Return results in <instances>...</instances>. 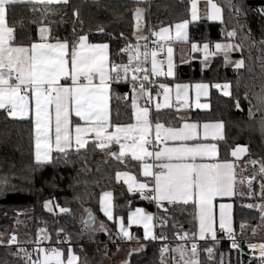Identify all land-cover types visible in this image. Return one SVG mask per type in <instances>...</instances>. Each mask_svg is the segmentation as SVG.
<instances>
[{"label": "snow or ice", "instance_id": "1", "mask_svg": "<svg viewBox=\"0 0 264 264\" xmlns=\"http://www.w3.org/2000/svg\"><path fill=\"white\" fill-rule=\"evenodd\" d=\"M136 4L143 3L144 0H134ZM29 4L33 11L38 6L41 11V19H47L49 14H55V5L67 6L70 0H0V109L6 111L7 116L12 119L30 118L34 131V160L32 169L43 168L48 165L71 164L75 161L72 157L83 162L82 168L78 171L89 172L86 158L89 155H95L96 150L105 153L108 158H114L123 163V157L129 152L136 161H145V158L152 157L155 164L143 163V175L151 177L153 195L147 197L145 190L149 189L148 183L136 184L135 178L127 172H117L116 180L122 177L128 185V191L131 193L139 191L145 199L154 201L158 208L163 202L170 206L182 204L191 206L194 209L193 218L197 225V231L192 233H182L179 239L184 243L177 245L170 250L174 256L179 254L182 264H200L198 259V243L206 241L209 238L212 245L204 249L210 261L213 260V254L216 244L219 243L217 232L223 233L231 241V249L237 250L239 255H243L242 249L235 238L232 224L233 204L221 202L224 198L234 196H247L254 198L257 194L253 192V180L259 175L264 181V162L249 160L248 163L256 165L259 163V172H253L251 179L237 181L234 168L236 165L231 161L215 162L217 157V146L215 143H202L197 132L199 125L197 123H185L182 128H165L163 124H155V136L159 141L161 136L165 142H179L175 146H165L157 148L155 152L148 151L146 145L150 144V132L152 129L151 112L148 106H140L138 100L147 97L146 104H150L152 97L148 92L147 85L151 83V76H173V49L167 48V71H163V62L157 59L158 50L153 47L149 51L147 43L141 45L139 41H147L148 37L138 34L142 27L144 10L136 7L133 12V19L136 21L133 36L137 43L135 45L125 44L119 49L117 55L127 53V63H117L109 58L108 43H90L88 35L76 34V25L73 23V40L70 42L66 37L61 40L55 38V42H49L50 28L48 26H39V42H33L30 37L18 39L15 35V26H9L7 16L10 8L17 4ZM227 6L233 9L237 16L241 13V6L232 3V0H226ZM191 20L184 19L174 25L175 37L170 35L171 28L161 27L159 32H153L154 36L164 40H177L180 42H189L188 26L193 21H198L201 17L197 11V0H191ZM209 11L207 19L209 21H219L223 23L222 9L213 0H207ZM259 13L264 16V9H259ZM76 20H79V11L72 13ZM81 24L83 21H80ZM31 23H37L33 20ZM49 23H55L49 21ZM21 27L23 24L21 22ZM243 28V25H240ZM99 34L111 35L105 32L103 26H97ZM237 35L235 29L226 31V36L234 39ZM250 35V34H249ZM115 39L116 37H112ZM121 39H125L123 33ZM245 36V39H248ZM153 45L157 41H152ZM264 44V40H261ZM215 52L210 53V44L204 43L202 46L196 42H191V51L203 52L204 61L208 60L209 55L222 53L225 65L234 64L235 69L244 67V60L232 61L230 54L234 51H242L243 44L215 43ZM143 49V50H141ZM151 63L150 71L145 65ZM131 76L129 77V74ZM141 74V75H137ZM120 83L131 85V118L134 123L113 124L110 120V99L112 98V87ZM164 90V103L155 105L157 113L161 108H171L169 103L168 85L160 84L158 86ZM187 84L176 85V100L181 104L187 103ZM196 89L197 108H208V104H201L199 98L201 95H207L209 85L197 83ZM217 89L223 90L224 96H230V84L224 83L212 85ZM159 95V93H157ZM126 93L123 97L116 95L115 99H127ZM247 99V95H245ZM31 101V103H30ZM235 106L240 108L239 100H236ZM251 115V109L249 110ZM118 115V114H117ZM114 129V131H110ZM223 123H204L203 136L207 140L209 136L213 141L224 139ZM92 139L90 141L89 135ZM194 141L191 145L187 142ZM119 146V153L112 149V145ZM248 152L246 146H237L232 150L231 155L240 159ZM198 159L200 162H198ZM207 161V162H206ZM155 167V171L153 168ZM247 167V165H245ZM99 170V168L97 169ZM7 179L0 180V184L7 185ZM247 183L249 191L239 193L236 189L237 184ZM6 190V188H5ZM110 192H105L100 201V211L108 220H113V210L110 202L105 198L111 197ZM259 198L264 201V182L260 183ZM76 199H79L77 197ZM43 207L54 212L58 209L59 214L72 215L69 207H61L54 204L51 200L44 202ZM241 207L257 209L260 212V219L264 222V204H246ZM218 210V211H217ZM167 212L168 209L164 208ZM85 217L81 219L83 228L81 236L87 234L91 237L97 231L108 232L105 224L101 222L96 226V218L91 209H84ZM55 214V213H54ZM153 216L145 214L143 209H136L130 212L127 217V224H142L144 228V239H157L153 234L151 222ZM161 226H165L166 221L160 220ZM218 224V229H217ZM118 236L132 239L130 233L125 227L123 218L118 221ZM241 231L246 227L241 224ZM255 233V229H253ZM43 234V235H41ZM110 235V233H109ZM191 236V257L185 259V244L189 242ZM63 237V239H61ZM160 239H166L160 237ZM51 240L45 229H40L37 239L34 242L35 247L29 252L27 249L17 247V251L12 253L14 256L24 260V264H65L62 259L64 252L60 248H45L42 241ZM72 236L65 232L63 228L56 232V243L67 244L66 264H77L78 257L73 254L71 247ZM0 243H3L0 241ZM17 244L15 234L7 241V246ZM250 251H258L261 264H264V244L248 245ZM83 249H81L82 251ZM33 254L36 259L33 260ZM169 254V249L164 246L160 250L161 264H164V257ZM132 253H129V257ZM219 264H224V254L221 253ZM252 257L249 258L251 264ZM128 264V262H125ZM242 264V261H238Z\"/></svg>", "mask_w": 264, "mask_h": 264}, {"label": "trees", "instance_id": "2", "mask_svg": "<svg viewBox=\"0 0 264 264\" xmlns=\"http://www.w3.org/2000/svg\"><path fill=\"white\" fill-rule=\"evenodd\" d=\"M213 1L221 7L224 22L207 19L193 21L189 24V41L213 43L229 40L226 31L235 29L237 35L232 40L243 44L240 56L244 60V67L241 69L226 67L224 59L218 56L208 69H203L199 61L180 65L178 75L170 81L208 82L211 85L227 82L231 86V95L224 96L212 87L208 96L210 103L208 110L169 108L160 110L159 113L154 110V121L157 122L158 118L159 122L173 127L180 126L185 120L200 123L222 122L224 139L216 140L220 159H230L233 148L245 145L248 148L247 160L257 159L264 162V44L260 43L264 40V16L259 13V9H264V0H232L233 4L241 6L239 16L227 6L226 0ZM139 6L146 10V28L151 24L154 30H158L161 27L173 26L184 19L191 20L190 0H144L140 4H136L134 0H70L67 6H53L55 14H49L47 19L43 20L39 6L33 11L29 4H17L10 8L7 23L9 26H15V35L18 39L30 37L33 42L38 41V27L43 25L50 28L51 40L55 38L63 40L66 37L71 42L75 22L77 36L88 35L91 43H108L111 60H114L115 52L126 43L133 44L135 40L133 12ZM74 10L79 11V20L73 17ZM33 20L37 23H31ZM240 25L244 27L241 28ZM97 26H103L105 32L111 35L97 33ZM121 33L125 39L119 38ZM113 36L116 38L113 39ZM245 36L249 38L245 39ZM117 59L123 63L126 61V53H121ZM166 80H169V76L163 81ZM128 90L127 83L112 87L113 124H128L134 120L131 118L130 99H115L117 94L123 97ZM236 100H239V109L235 106ZM111 147L117 152V146ZM33 160L34 131L31 120L12 119L7 116L5 110H0V180L6 178L8 182L6 186L0 184V241L6 229L17 225L19 212L28 210L32 236V239L28 240L35 242L39 230L45 229L51 237V240L47 241H56L57 230L63 228L72 236L71 247L80 257L78 264H84L83 245L86 243H94L96 248L102 250L100 252L112 254L117 246L127 244L130 240L116 243L119 241L116 223L109 221L100 211V196L107 190L113 191L115 216H121L125 225L129 212L141 206L153 213L158 212L160 220L166 221L165 226L162 227L161 224L158 226V230L166 231L173 241H176L177 235L181 232L196 231L194 209L190 205L170 206L165 212L164 207L158 208L154 201L145 199L140 194L130 193L125 186L118 183L116 173L120 171L129 170L136 173L138 178H142L141 161L127 156L122 158L124 162L121 163L96 150L95 155L86 158L90 171L80 172L78 176L83 162L75 156L72 157L74 163L48 165L35 170L31 167ZM77 197L79 199H76ZM47 200L61 207H69L73 214H59L58 209H54V212L47 211L43 207ZM241 205L242 201H238L235 208L236 231H239L241 223L254 224L260 219L258 211ZM84 209H91L96 218V226L99 227L103 222L108 232L97 231L91 237L87 234L81 236L83 228L81 219L86 215ZM131 230L134 238L143 239L140 228L132 227ZM205 245L206 243H200L202 249L200 264H219L221 253L224 254V264H238V261L249 264V258L252 257L239 255L237 250L231 249L228 242L222 241L217 257L210 261L203 248ZM162 247L163 242H148L144 249L129 257L128 264H161ZM243 249L247 251V246L243 245ZM16 251V246L0 243V264H24L23 259L12 255ZM251 264L261 262L257 257H252Z\"/></svg>", "mask_w": 264, "mask_h": 264}, {"label": "crops", "instance_id": "3", "mask_svg": "<svg viewBox=\"0 0 264 264\" xmlns=\"http://www.w3.org/2000/svg\"><path fill=\"white\" fill-rule=\"evenodd\" d=\"M207 1V0H205ZM140 8H142L144 10V18H143V21H142V27H141V30L138 34H142L143 36H146L147 35V28H146V10L143 6H139ZM203 10H207V9H203ZM203 19H207L206 17H202L201 19L199 20H203ZM198 20V21H199ZM208 20V19H207ZM136 23V21H135ZM175 25V24H174ZM171 26L172 28L174 27ZM166 27H169V26H166ZM188 34H189V26H188ZM135 38V37H134ZM174 41V44L171 45V46H168V47H171L173 50V64H174V73H175V76L174 77H171L169 76V80L167 81H161L160 84H165V85H168V87L170 88V86H172L173 84H175V82L173 81H170L171 79H174L176 78V76L178 75V68L180 65H189L190 63H192L193 61H199L202 65V68L203 69H208L213 60L216 58V57H222L223 58V55L222 53H217L216 55H209L208 57V60L204 63H202V61H204V53L203 52H195L193 53L191 51V42H177L173 39ZM36 42H39L36 41ZM49 42H55V40H51L50 39V36H49ZM90 42V41H89ZM232 43H236V44H239L237 41H232ZM91 43V42H90ZM137 43L136 39L134 40L133 44L131 45H135ZM139 43L141 45H143L144 43H146V41H139ZM196 43H199V42H196ZM210 44V49L215 52V48H214V45L216 42H207ZM219 43H228V42H219ZM167 47V48H168ZM143 50V49H141ZM166 53H167V49H166ZM212 53V52H211ZM240 53L241 51H234L230 54V59L232 61H236V60H240V59H243L241 58L240 56ZM127 57H128V54L126 53V61H127ZM109 58L111 60V51H110V45H109ZM224 59V58H223ZM225 64V63H224ZM226 66V65H225ZM226 67H229V68H235L234 64H229L227 65ZM131 76V73L129 74V77ZM183 82H186V81H183ZM159 84V85H160ZM215 84H221V83H215ZM214 84V85H215ZM230 84V83H228ZM158 85V86H159ZM211 88H212V85H211ZM215 88V87H214ZM217 89V88H216ZM221 94H223L219 89H217ZM160 92H164L163 89H160L159 87L157 88V93H160ZM156 93V96H158ZM131 91H130V95H129V99L131 101ZM190 96H192V91H191V88H190ZM155 100H156V97L154 98V104H153V109L156 111L155 109ZM158 100V103L159 104H163L162 103V100L160 99V97L157 99ZM207 103H209L208 101V97L204 99ZM145 97H142L138 100V104L140 106H149L148 104L145 103ZM31 103V101H30ZM179 102H177V100H174L173 101V105L171 108H174L176 110H189V109H194V106H192V104H189L190 106H187V107H176V105L178 104ZM109 105H110V120L112 122V117H111V99H110V102H109ZM163 109H169V108H161L160 110H163ZM209 107L207 109H199V110H208ZM0 110H3V109H0ZM194 110H197V109H194ZM151 112V122H152V132H155V124H156V121H154V117L152 115V111L150 110ZM25 119H28V118H25ZM30 119V118H29ZM135 120H133V122L131 123H134ZM161 124L164 125L165 128H168V127H171V128H182L183 125L185 123H197L199 125L198 129H197V132L199 134V137H200V142L202 143H215L216 146H217V157L215 159V162H224V161H231L233 162L236 167L234 168V171L236 173V179L237 181L241 180V179H244L245 181H247L249 179V163H248V160L246 158V154L242 155L240 157V159H236V157H233L231 155V158L230 159H220V152H219V147H218V144L216 143V141H213L211 139V136H209V138L207 140L204 139V136H203V124L204 123H220V122H197V121H190V120H185L184 122H182V124L178 127H173V126H168L162 122H160ZM121 125H124V124H121ZM224 128V127H223ZM223 130V129H222ZM110 131H114V129H110ZM224 131V130H223ZM89 139L91 141L92 139V136L91 134L89 135ZM165 143H167V146H175L177 145L179 142H172V141H167L165 142L163 140V136H161V139L159 140V145L157 146V148H163L165 146ZM189 145H191L192 143H194V141H189L187 142ZM115 145V144H114ZM117 146V153H119V146L118 145H115ZM239 146H245V145H239ZM148 151L150 152H153L152 149L150 148L149 144L146 145ZM237 147V146H236ZM235 147V148H236ZM247 147V146H246ZM157 148L154 150V152L157 150ZM233 148V149H235ZM232 149V150H233ZM248 149V148H247ZM232 152V151H231ZM131 157V153L129 152L125 157ZM132 158V157H131ZM145 161L149 164H155V163H158L156 161H154V159L152 157H147L145 158ZM145 161H141V166H140V171H141V176L142 178H138L136 173L132 172V171H129V170H125V171H120V172H127L130 176L134 177L135 178V182L136 184H139V183H148L149 185V189L148 190H145L144 192V195L146 196L147 192L148 191H151L150 189L152 188V183L150 182L151 181V177H145L143 175V163ZM198 162L199 159H198ZM207 162V161H206ZM245 165H247V167H245ZM155 167L153 168V171H155ZM125 178H121L118 183L125 186V188L128 190V185L124 182ZM255 187L253 186V189ZM236 189L239 193H247L249 191L248 187H247V183H244V184H237L236 185ZM105 192H110L112 195L110 198H105V201L106 202H110L111 206H112V210H113V220H111L112 222H115L116 223V230L118 231V227H117V224H118V221L122 218L121 216H118L116 217L115 216V212H114V193L113 191L111 190H107V191H104L101 196H100V201H101V198L103 197V194ZM131 193H137V194H140L139 191H136L135 188H134V191L131 192ZM141 195V194H140ZM241 198H245L246 200H244V202H242L243 205H246V204H249V203H252V204H264V201H261V200H258L256 197L254 198H248L245 196H240V195H237V196H234L232 198H224L223 201L221 202H224V203H231L233 204V213H232V224H233V230L236 232V234L242 239L244 240L245 242L247 243H251V241H255L257 239V234H258V227L260 226V222L257 223V224H253V223H248V222H243V224L246 225V227L244 228L243 231H241V227H239V231H236V228H235V208H236V205H237V202L238 201H243L241 200ZM163 203H167L166 201L163 202ZM143 209L144 210V213L145 214H150L153 216V221L151 222V227H152V231H153V234L156 236V226H155V222H154V213L149 211L147 208L145 207H141V206H137L135 208H133L130 212H134L136 209ZM257 210V209H255ZM218 211V210H217ZM129 212V213H130ZM103 214V213H102ZM129 215V214H128ZM110 221V220H109ZM124 222V221H123ZM242 224V223H241ZM240 224V226H241ZM125 227H127L129 233H130V236L132 237V239H129L130 241L127 243V244H124V245H120V246H117V248L114 250V252L112 254H108L107 252H100L102 250H99L98 248H96V244L94 243H86L83 245V248H84V264L87 262L88 264H125V262H128L129 261V253L131 252L132 254L135 253V252H138V251H141L142 249L145 248V246L147 245L148 242H151V241H154L153 239H148V240H145L144 239V228H143V225L142 224H132V225H125ZM132 227H136V228H140L141 229V233H142V237L143 239L142 240H139V239H136L134 238V233L133 231L131 230ZM217 229H218V224H217ZM253 229H255V233H253ZM196 231H197V225H196ZM182 233H187V232H181L179 235H177V239L176 241H174V244L172 246V248H175L177 245L181 244V243H184L183 241H181L179 239V236L182 235ZM43 235V234H42ZM217 236H218V240H219V243L220 244L222 241H224V237H223V233H220L219 231L217 232ZM191 236L189 237V242L185 244V252H186V256H185V259H190L192 258L191 257V253H190V249H191ZM34 241L33 240H26L24 241L23 243L21 244H30V243H33ZM206 243V245L203 247L204 249H206L207 247L211 246L212 245V241L211 239L208 240V241H199L197 240V243ZM264 243V242H263ZM69 247V245H67ZM63 247H66V246H63ZM63 252H64V255L62 256V259L65 261V264H66V261H67V248H64L63 249ZM171 248V249H172ZM215 248H217V246H215ZM73 249V248H72ZM169 249V254H166L165 257H164V263L165 264H182V261L180 260V256L179 254H175L174 256L170 253V250ZM105 251V250H104ZM198 251H199V256H198V259L200 261L201 259V247H198ZM73 254L76 255L78 257V261H77V264L79 263L80 261V257L78 254H76V252L74 251L73 249Z\"/></svg>", "mask_w": 264, "mask_h": 264}, {"label": "rangeland", "instance_id": "4", "mask_svg": "<svg viewBox=\"0 0 264 264\" xmlns=\"http://www.w3.org/2000/svg\"><path fill=\"white\" fill-rule=\"evenodd\" d=\"M191 1V0H190ZM214 3H216L215 1H213ZM217 4V3H216ZM218 5V4H217ZM219 6V5H218ZM191 7H192V4H191ZM203 9H207V10H203ZM197 11H198V15L202 18V17H207V14H208V11H209V7H208V4H207V1L205 0H197ZM222 17H223V13H222ZM191 18V17H190ZM179 23V22H178ZM169 28H171V32H170V35L172 37H175V28L169 26ZM160 28L158 30H154V32H159ZM157 37V36H156ZM159 38V37H157ZM164 40V39H163ZM175 40V39H174ZM232 40V39H231ZM177 41V40H175ZM234 41V40H232ZM177 42H180V41H177ZM217 42H231L230 39L229 40H221V41H217ZM204 43H207V42H202V43H198L200 44L201 46L204 44ZM174 50V49H173ZM209 52H213L211 49H209ZM175 76V73L173 76L171 77H174ZM197 83H203V84H208L209 85V89H208V94L207 95H201L200 98H199V102L201 104H208L209 105V108H210V103H207L204 99L207 98L209 95H210V92H211V84H209L208 82H175V84H173L172 86H170V92H169V103L171 105H173V101L176 100V85L177 84H187L189 85V89L187 90V103L186 104H181V103H178L176 105V107H187V106H190L189 104H192V106H194V109H207V108H197L196 107V103H197V98H196V89L194 87L195 84ZM224 83H227V82H224ZM224 83H221V85H223ZM190 88H191V91H192V96H190ZM222 93H223V90L222 89H219ZM229 91L231 92V86L229 88ZM155 97H156V100H155V105L158 103V98L160 97V99L162 100V103H164V92H160L158 96H156L155 94ZM154 97V98H155ZM154 105V106H155ZM151 110V107L148 106ZM224 130V128H223ZM222 130V133H223V136H224V131ZM152 131V129H151ZM150 135H151V132H150ZM255 161H259L261 162L260 160H257V159H254ZM249 161V160H248ZM250 169V173H249V179H251V176H252V173L255 171V172H259V163L256 164V165H252V164H248ZM261 182H264L261 180L260 176L258 175L256 180H253V186L255 187L253 190L254 193H256L257 195L255 196L258 200H261L259 198V192H260V183ZM247 197V196H246ZM244 202V200H246L245 198H242ZM262 201V200H261ZM255 210V209H253ZM258 211V210H256ZM259 212V211H258ZM260 213V212H259ZM261 215V214H260ZM29 221H30V214H29V211L28 210H22L21 212H19V217L17 218V225L10 228V229H6L4 231V233L2 234V238H1V241L5 244H7V241L8 239L11 237V235L15 234L16 237H17V244H21L23 243L24 241L28 240V239H32V236H31V229H30V224H29ZM260 222V226L258 227V234H257V239L255 241H251L250 244H253V245H259V244H264V222L261 221V219H259L258 222L254 223V224H257ZM17 244H13V246H17ZM217 248H215L214 250V254H213V258H216L217 257V252H218V249H219V244H216ZM247 252H248V255L249 256H252V257H259V252L258 251H250L249 248L247 247ZM88 262V261H87ZM85 263V264H88V263Z\"/></svg>", "mask_w": 264, "mask_h": 264}, {"label": "built area", "instance_id": "5", "mask_svg": "<svg viewBox=\"0 0 264 264\" xmlns=\"http://www.w3.org/2000/svg\"><path fill=\"white\" fill-rule=\"evenodd\" d=\"M153 32H154V29L152 28V25L151 24L148 25V27H147V35H146V37H148V40L146 41V43L148 44L149 51H151L153 49V47L157 48V50H158L157 59L163 62V71L166 72L167 71V53H166V49H167L168 46L173 45L174 41L173 40H163V39L157 38L156 36H154L152 34ZM153 40L157 41L156 45H153V43H152ZM117 52H115V59L114 60L117 63H121L117 59V58H119L121 56V54L117 55ZM127 62L128 61H124L123 63H127ZM145 68L150 71V69H151L150 58H149V62L145 65ZM137 75L139 76L141 74H137ZM166 78H167V76H164V75H160V76H151L150 75V77H149V80L151 81V83L149 85H147V88H148V92L150 93V95L152 97V100H151V103L148 104V105L151 107L152 115H153V111H154V109H153L154 97H155V94L157 93L158 85H159V83L161 81H163ZM130 91H131V85L129 84V90L126 91L123 94V96L127 93L128 94V98L127 99H129ZM145 100H147V97H145ZM150 137H151V141L152 142L149 145H150L152 151H154L156 146L158 145V141L156 140V136H155L154 132L151 133ZM152 195H153V193L151 191L147 192V196L148 197H151ZM162 207L168 208V207H170V205H168V203H163ZM154 222H155L156 231H157L156 232L157 239H155L154 241L155 242H163L164 246H167L168 249H171L173 244H174V241L169 238L168 233L166 231H159L158 230V226L160 225V215L158 214L157 211L154 212ZM234 233H235V238H236L237 242L240 245V249H242V251H243V253L245 255H248V252L243 249V245H246L248 247L249 243H247L244 240H242L236 234L235 231H234ZM160 237H165L166 239H160ZM223 237H224V241L228 242L229 245L231 246V241L228 239V237L226 235H224V234H223ZM117 238H119V241H117L116 243H125V242H128V240H129L128 238H123L122 236H118V235H117ZM61 239H63V238H61ZM208 240H210V238ZM208 240H206V241H208ZM35 246L36 245L33 242V243H30V244H17L16 247H22V248L27 249L29 252H31L32 249ZM42 246L45 247V248H62L63 246H67V244H57L56 241L48 242L47 240H44V241H42ZM198 247H200V242L198 243ZM252 253H253V251H252ZM32 259L33 260L36 259V255L35 254H33Z\"/></svg>", "mask_w": 264, "mask_h": 264}, {"label": "water", "instance_id": "6", "mask_svg": "<svg viewBox=\"0 0 264 264\" xmlns=\"http://www.w3.org/2000/svg\"><path fill=\"white\" fill-rule=\"evenodd\" d=\"M118 154V153H117ZM94 214V213H93ZM95 216V215H94Z\"/></svg>", "mask_w": 264, "mask_h": 264}]
</instances>
